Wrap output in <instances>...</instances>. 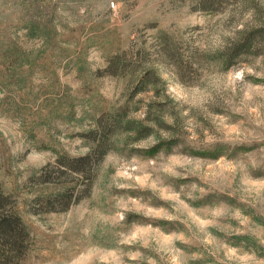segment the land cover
<instances>
[{"label": "rangeland", "instance_id": "1", "mask_svg": "<svg viewBox=\"0 0 264 264\" xmlns=\"http://www.w3.org/2000/svg\"><path fill=\"white\" fill-rule=\"evenodd\" d=\"M101 139L90 195L34 213ZM0 192L20 264H264V0H0Z\"/></svg>", "mask_w": 264, "mask_h": 264}, {"label": "trees", "instance_id": "2", "mask_svg": "<svg viewBox=\"0 0 264 264\" xmlns=\"http://www.w3.org/2000/svg\"><path fill=\"white\" fill-rule=\"evenodd\" d=\"M98 141L91 153L61 156L33 178L37 184L65 186L58 193L36 199L34 213L65 212L90 195L97 170L108 154L107 141ZM73 175L77 176L76 181H68ZM30 242V233L15 202L11 196L0 192V264H20L30 249Z\"/></svg>", "mask_w": 264, "mask_h": 264}, {"label": "built area", "instance_id": "3", "mask_svg": "<svg viewBox=\"0 0 264 264\" xmlns=\"http://www.w3.org/2000/svg\"><path fill=\"white\" fill-rule=\"evenodd\" d=\"M115 6H116L115 3L112 2V3H111V7H112V8H115Z\"/></svg>", "mask_w": 264, "mask_h": 264}]
</instances>
